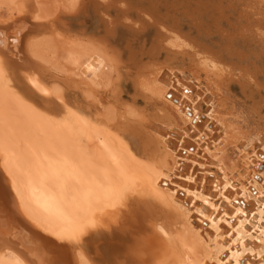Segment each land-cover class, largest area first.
Instances as JSON below:
<instances>
[{
    "label": "bare ground",
    "instance_id": "bare-ground-1",
    "mask_svg": "<svg viewBox=\"0 0 264 264\" xmlns=\"http://www.w3.org/2000/svg\"><path fill=\"white\" fill-rule=\"evenodd\" d=\"M65 1L0 0V264H264V134L228 167L226 117L179 68L260 114L264 0Z\"/></svg>",
    "mask_w": 264,
    "mask_h": 264
},
{
    "label": "rangeland",
    "instance_id": "rangeland-1",
    "mask_svg": "<svg viewBox=\"0 0 264 264\" xmlns=\"http://www.w3.org/2000/svg\"><path fill=\"white\" fill-rule=\"evenodd\" d=\"M72 2H73V0H67V1L63 2L61 4V7L59 8L58 12H56L55 14L59 13V11H60L59 14H61V15H64V14L75 15L76 13L74 12V10H72L74 13H72V11H70L71 8H73V5L71 6ZM45 8H46V12L48 14H50V13H53L54 5L48 4ZM65 8H67V10ZM1 9H2V11H5L6 8L3 7ZM83 15H86V13H84ZM81 21L84 22V20L81 18L80 20H78V22H75L76 25L75 24L72 25V28H73L72 31L73 32H79L80 30L85 29V27H88V28L90 27L89 26V22L86 21V23L84 24ZM11 40H12V38H10V41ZM179 68L181 70L187 71V73L190 72L191 75L194 74V76L197 77L203 83V85H205L206 89H205L204 96H207L208 99L210 98V101H211L212 104L214 103V106L216 104V106L218 107L219 103L221 104V98L223 97L225 92H223L220 89L222 91L221 92L217 88L215 83H213L212 80L214 78H213V75H211V73L209 74L208 72H205V70H203L201 67H200V69H199V67L197 68V66L189 63V61L187 59L184 61L183 64H180ZM196 68H197L198 71L196 70ZM67 73H70V74L72 73V71L70 69H68V67L65 68V72H63V73L61 72L60 74L61 75H67ZM196 75H199V76H196ZM210 75L212 76V78H211ZM208 77H210V78L208 79ZM131 80H133V79H131ZM131 80L130 81H126L128 83V87L125 88V91H126L125 98L127 100H129V102H131L132 104L136 105L137 109L145 116V118H148V120H152L155 124L156 123L163 124V125L170 124V122L166 119V117H163V119L162 118L160 119V117L157 116V112L159 111V109L161 108L162 110H164L165 108L161 105L160 101L157 98H155L154 91H152V89L150 88V84L151 83L147 82V85H145L146 87H145V91H144V93H146L150 97V102L147 104L145 102V99L144 98L142 99L141 97H140L141 100L138 103H133L132 102L130 97L135 95V87H133V83H132ZM101 94L103 95V93H101ZM229 95L230 96H228V99L226 101L227 102V104H226L227 106H225V107L222 106V108H220V109H219V107H221V105H219L218 108L216 106L215 107H216L217 110L220 111L219 115L221 117H223V116L226 117L225 120L224 119L223 120L225 121V124L228 126V130H227L228 131V140L230 139L229 142L230 141L231 142L229 144V153L227 154L225 159H226L227 166L231 168L233 166V159L236 160V153H237L238 149H243L244 147H246L247 151L248 152L250 151L251 154H252V150L251 149H253L254 146H255L256 150L261 149V141L259 139H257V136L253 135V137H251V138H254V139H251V140L248 139V137H250L253 133H257V134H260V135L264 134L263 133V131H264V119H263L264 118L263 117L264 116V109L260 113L261 114L260 118H259L260 114H258V113L255 114L254 112H250L248 110V107L246 106L248 104L245 103V99L246 98L243 99L245 96H243L244 94L240 92V88H238V86H236L234 89H232L231 92L229 93ZM242 96H243V98H242ZM152 97H153V99H152ZM218 98H220V99H218ZM161 112H159V113L162 114ZM250 113H252V114L250 115ZM154 116H156L158 118H156ZM170 125H173V126L177 127L178 129H182L183 127H185V124H183L179 120H177V121L174 120L173 123L171 122ZM220 132L221 131L218 130L217 134H219ZM220 140L222 141V138ZM198 160L199 161L196 162L197 164L194 163L195 164V167H194L195 173L199 174V175H202L203 173L205 174V172H203L204 167H202L203 166L202 163H204V161H205V163H204L205 167H212V166L209 163H206L207 160H208L206 158H203V157L200 156L198 158ZM208 162H209V160H208ZM36 169H38L37 171H40V173L43 172V170L40 167H38ZM236 170L234 171V175H236V177H240V178H244L245 177V176H241V174H239V171L244 172L243 169L238 167ZM231 176H233V175L229 173V177H231ZM36 177L39 178V175H37ZM176 180L177 181H181V180H184V179L176 177ZM249 200L252 201V202L255 201V199L254 200L253 199H249ZM251 232H252L253 235L255 234L253 230H251ZM246 255H250V258L253 261L256 260L253 256H251V252H249V251L246 253Z\"/></svg>",
    "mask_w": 264,
    "mask_h": 264
},
{
    "label": "snow or ice",
    "instance_id": "snow-or-ice-1",
    "mask_svg": "<svg viewBox=\"0 0 264 264\" xmlns=\"http://www.w3.org/2000/svg\"><path fill=\"white\" fill-rule=\"evenodd\" d=\"M4 40H3V33L0 32V44H3ZM11 43H16L15 37L12 38ZM262 179H264V177H262Z\"/></svg>",
    "mask_w": 264,
    "mask_h": 264
}]
</instances>
